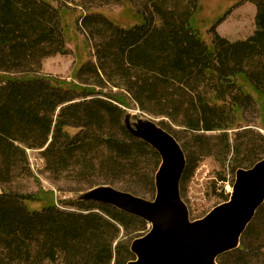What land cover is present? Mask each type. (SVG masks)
Returning a JSON list of instances; mask_svg holds the SVG:
<instances>
[{"label":"trees","instance_id":"trees-1","mask_svg":"<svg viewBox=\"0 0 264 264\" xmlns=\"http://www.w3.org/2000/svg\"><path fill=\"white\" fill-rule=\"evenodd\" d=\"M53 3L0 0V264H126L134 258L128 237L147 222L94 201L73 200L65 203L76 210L60 208L55 191L42 186L35 192L14 189L18 176L31 175L28 150H42L55 181L71 175L79 177L81 187L105 183L137 195L148 188L154 192L160 156L126 128L121 106L126 100L112 91L119 88L143 109L181 118L190 129L193 146L180 142L187 155L181 183L206 155H197L204 145L215 156L220 147L237 168L253 166L264 157V135L246 112L262 115L264 126V0L256 1L253 35L231 41L213 27L209 44L195 23L199 0L179 19L165 1H155L160 23L137 11L143 21L130 27L96 12L113 27L114 40L96 48L98 65L87 61L77 74L91 66L97 84L70 83L43 72L47 55L66 52L62 20L71 9ZM108 71L122 82L105 78ZM254 144L260 146L258 154ZM134 176L141 182L134 184ZM262 211L264 204L240 247L221 255L219 264H248L254 247L246 240Z\"/></svg>","mask_w":264,"mask_h":264},{"label":"rangeland","instance_id":"rangeland-1","mask_svg":"<svg viewBox=\"0 0 264 264\" xmlns=\"http://www.w3.org/2000/svg\"><path fill=\"white\" fill-rule=\"evenodd\" d=\"M155 1L160 0H54L55 7L67 6L71 10H65L66 14L63 16V25H65L64 46L66 52L63 53L60 49L51 52L43 59V72L52 77L65 80L70 83H86L97 84L99 78L96 75L95 69L86 67L78 74L77 71L87 61H93L96 65L99 64L95 57V50L107 46L113 39V27L105 24L103 20L98 19L96 12H102L110 18L115 24L124 27H130L143 21L142 17L136 12L145 13L146 16L152 17L153 21L160 23V16L156 13ZM166 3L168 10H176L175 16L179 19L182 14L193 11L195 0H163ZM257 0H199L200 11L196 14V25L200 28L201 35L209 44L212 41L211 28L231 41L245 40L257 30L256 14H257ZM74 10V11H72ZM82 14L83 17L77 20ZM174 16V17H175ZM78 21V22H77ZM101 64V62H100ZM112 78L113 82H122L117 79L115 74L110 71L107 72L105 78ZM113 85L108 84V89ZM110 90L104 89V92ZM112 91L118 92L122 98H125V104H121L125 112L129 111L141 117H147L155 120L159 124H164L177 133L179 141L193 146V141L190 142V129L185 126L181 118L174 119L172 116L155 114L156 109H143L140 103L131 98L127 93L125 94L119 88H114ZM259 97L258 95H254ZM256 97L255 100L257 99ZM259 104V102H258ZM147 108H150L146 106ZM133 119H135L133 117ZM246 119L254 121L253 126L257 132L264 135V126L261 117L256 118V114L252 111L246 112ZM241 130V129H240ZM74 131V130H71ZM232 135L235 129L229 131ZM208 135L214 134L208 132ZM246 136H243V140ZM253 138V136H250ZM252 144L256 142L253 138ZM258 144V142H257ZM253 145V152L259 153L260 146ZM41 149L28 150V158L30 162L31 175L18 176L13 182L14 189L24 192L38 191L42 186L45 189L55 191V201L58 206L67 210H76L70 201H75L80 192L89 189L90 185H83L78 183L79 177L63 179V181H55L51 178L50 172L46 169V162L43 158ZM203 152L204 156L200 157L196 167L181 183V194L186 201L191 219L201 218L206 215L213 207L228 200L229 193L232 190V183L235 180V170L237 168L233 160L224 159L221 148L216 149V156L209 155V146L204 145L198 152L199 155ZM149 163H143L142 167H148ZM134 184L140 183L141 179L134 176ZM120 188V185L115 184ZM148 188V187H147ZM150 191V188H148ZM144 191L141 196L152 199L155 191ZM1 192V187H0ZM64 200V201H63ZM41 205V204H40ZM39 205V206H40ZM36 207L37 204H31ZM257 214V213H256ZM149 223H146L144 230L137 231L128 237L131 241L138 236L143 235L148 231ZM248 246L254 247L252 253L250 252L247 259L248 264H264V211L258 220L253 234L246 240Z\"/></svg>","mask_w":264,"mask_h":264},{"label":"water","instance_id":"water-1","mask_svg":"<svg viewBox=\"0 0 264 264\" xmlns=\"http://www.w3.org/2000/svg\"><path fill=\"white\" fill-rule=\"evenodd\" d=\"M124 123L130 134L160 156L154 197L102 183L80 192L76 201L110 205L150 224L147 232L131 241L134 258L126 264H219L221 255L240 247L242 236L264 204V157L249 168L235 170L228 200L203 217L191 219L181 194L187 155L180 141L151 118L127 111Z\"/></svg>","mask_w":264,"mask_h":264}]
</instances>
